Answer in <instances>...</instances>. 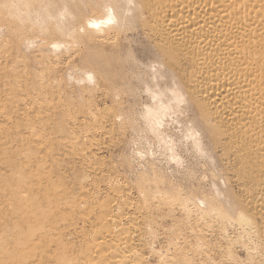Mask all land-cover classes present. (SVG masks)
Wrapping results in <instances>:
<instances>
[{
    "label": "rangeland",
    "instance_id": "obj_1",
    "mask_svg": "<svg viewBox=\"0 0 264 264\" xmlns=\"http://www.w3.org/2000/svg\"><path fill=\"white\" fill-rule=\"evenodd\" d=\"M109 1L0 0L1 123L13 159L31 169L45 248L57 257L63 241L65 257L84 255L110 224L104 206L147 264H262L253 248L264 216L244 203L262 194L255 173L198 117L137 0ZM45 8L54 11L43 19ZM114 10L116 24L86 20ZM0 156L4 179L15 163ZM242 201L255 213L249 235Z\"/></svg>",
    "mask_w": 264,
    "mask_h": 264
},
{
    "label": "bare ground",
    "instance_id": "obj_2",
    "mask_svg": "<svg viewBox=\"0 0 264 264\" xmlns=\"http://www.w3.org/2000/svg\"><path fill=\"white\" fill-rule=\"evenodd\" d=\"M136 4L162 63L179 80L198 117L212 134L218 128L225 131L237 160L251 167L246 174L255 173L249 182L262 194L248 196L244 203L264 216V0H137ZM44 11L43 19L54 10ZM117 13L86 20L101 29L115 23ZM4 117L10 119L0 99V155L8 150V161L15 163L8 177L0 176V264H147L132 236L117 232L121 223L104 206L99 211L110 224L99 229L98 242L88 243L84 255L65 257L68 244L63 241L56 244L57 257L48 253L47 230L43 224L33 225L41 220L42 210H34L31 169L24 164L27 159L22 162L17 154L13 159L15 151L1 123ZM6 163L0 156V164ZM244 203L238 205L237 220L242 233L249 235L255 213L244 212ZM261 232L264 237V221ZM95 243L97 248L92 249ZM253 250L264 264V243Z\"/></svg>",
    "mask_w": 264,
    "mask_h": 264
}]
</instances>
